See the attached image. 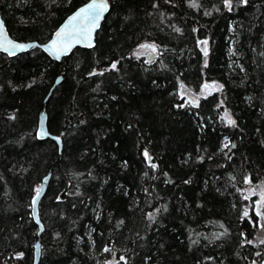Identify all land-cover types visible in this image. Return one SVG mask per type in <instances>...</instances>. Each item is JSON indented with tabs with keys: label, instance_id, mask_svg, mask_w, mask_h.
Instances as JSON below:
<instances>
[{
	"label": "trees",
	"instance_id": "trees-1",
	"mask_svg": "<svg viewBox=\"0 0 264 264\" xmlns=\"http://www.w3.org/2000/svg\"><path fill=\"white\" fill-rule=\"evenodd\" d=\"M88 1L0 0V16L41 44ZM106 1L92 49L0 53V264H33L36 240L37 264L262 261L264 0ZM43 101L60 149L38 136Z\"/></svg>",
	"mask_w": 264,
	"mask_h": 264
},
{
	"label": "water",
	"instance_id": "water-1",
	"mask_svg": "<svg viewBox=\"0 0 264 264\" xmlns=\"http://www.w3.org/2000/svg\"><path fill=\"white\" fill-rule=\"evenodd\" d=\"M93 2V0L88 1L87 3L81 5L80 7H78L76 10H74L72 13H70L63 21L62 23L54 30V32L52 33L51 37L49 38V40H47L44 43H37V42H18L14 39H12L7 30L6 27L4 25V22L0 16V24L3 25V35L0 36V40L4 39V37L7 38V41H9L11 44L13 45H25L26 47L24 49H18V48H12L9 47L8 51H5L3 49H0V53L5 54L8 57H13L17 54L26 52L28 49H30L31 47H38L39 49H41L46 55H48L51 59L59 62L61 61L62 58L66 57L67 55H69L73 49L75 48H87V49H92L94 46V38H95V34L97 32V30L99 29L104 17L106 16L107 12H108V3L106 0H104V2L107 5V10L103 12V14L101 15L100 19L97 22V26L91 29V35H90V43L91 46H88L89 41L84 40L82 36H78L76 35L75 32H73V39L71 41V46L67 48L66 51H61L59 53V58L57 59V53L54 52L51 48L52 42L54 40H58L59 38L57 37V32H59L66 24H68L69 20L71 17H73L80 9L87 7V5L91 4ZM74 24H76L78 27H87L88 26V21H75ZM77 40H79L80 42H77ZM9 51L13 52L14 54L9 55ZM152 54L150 52H148V56H147V60L151 61L152 60ZM61 81V77H59L58 79H56L54 86L57 85L59 82ZM193 102H195V99L191 96H188ZM45 101V100H44ZM44 101L42 103V107L40 109V112L38 114V136L42 137V138H48L51 139L53 141H55L57 143V145L59 146V149L61 147L60 144V139L57 136L51 135L48 133L47 128H46V112H45V106H44ZM50 172L48 171L47 175L42 179V183L39 187V194H35V196L32 199V205H31V211H32V216L34 219V222L37 224L38 226V233H37V237L39 236V234L42 231V227L41 224L39 222L38 219V214H37V206L38 203L45 191L46 185L48 183V179H49V174ZM35 200V203H33V201ZM39 243L36 240L34 243V263L33 264H37L38 259H39Z\"/></svg>",
	"mask_w": 264,
	"mask_h": 264
},
{
	"label": "snow or ice",
	"instance_id": "snow-or-ice-1",
	"mask_svg": "<svg viewBox=\"0 0 264 264\" xmlns=\"http://www.w3.org/2000/svg\"><path fill=\"white\" fill-rule=\"evenodd\" d=\"M242 3H247V0H241ZM225 7H227L229 10H231V0H224ZM195 6V5H193ZM107 10V5L104 2V0H93V2L87 7L80 9L73 17L70 18L68 24H66L59 32H57L58 40H54L52 42L51 48L54 52L57 53V59L59 58V53L61 51H66L68 47L71 46V41L73 39V32L76 33L78 36H82L84 40L89 41L88 46H91L90 43V35H91V29L97 26V22L100 19L101 15L104 11ZM75 21H88L87 27H78L76 24H74ZM3 35V25L0 24V36ZM77 42H80L77 40ZM203 45H205L203 51L205 56H207V41H201ZM9 47L12 48H18V49H24L25 45H13L9 41H7V38L4 37V39L0 40V49H3L5 51H8ZM143 47L151 48L153 52L156 51L155 45H142ZM14 54L13 52L9 51V55ZM115 68V64L112 66ZM211 87L209 85L205 86ZM225 119H227V122L229 124H234L235 122L228 116V114H225ZM147 155V153H146ZM248 182V181H246ZM37 194H39V190H37ZM247 198V197H245ZM261 200L264 201V195L261 196ZM35 203V200L33 201ZM245 215L247 216V212H245Z\"/></svg>",
	"mask_w": 264,
	"mask_h": 264
},
{
	"label": "rangeland",
	"instance_id": "rangeland-1",
	"mask_svg": "<svg viewBox=\"0 0 264 264\" xmlns=\"http://www.w3.org/2000/svg\"><path fill=\"white\" fill-rule=\"evenodd\" d=\"M146 49V48H145ZM148 52H150V53H152V51L151 50H142L140 53H138V54H141V53H143V55L144 56H146V58H147V56H148ZM153 59V58H152ZM182 95L183 96H185L188 100H190L189 98H188V96H191V97H195L193 94H191V93H188V92H184V91H182ZM195 99V98H194ZM255 187H253V188H251V190L250 191H246V193H247V197L248 198H250V195H252V194H254V196H256L257 197V200H258V202H260V196H261V192H262V190L260 189L259 191H257L256 193H252V192H254L255 191ZM257 190V189H256ZM115 263V259L114 258H111L108 262H106L105 264H114ZM254 264H264V259L262 260V261H260V262H258V263H254Z\"/></svg>",
	"mask_w": 264,
	"mask_h": 264
}]
</instances>
